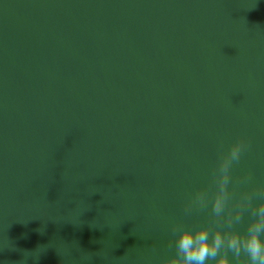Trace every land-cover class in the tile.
I'll return each mask as SVG.
<instances>
[{
  "label": "water",
  "instance_id": "1",
  "mask_svg": "<svg viewBox=\"0 0 264 264\" xmlns=\"http://www.w3.org/2000/svg\"><path fill=\"white\" fill-rule=\"evenodd\" d=\"M238 138L233 204L264 186V0H0V264H160Z\"/></svg>",
  "mask_w": 264,
  "mask_h": 264
},
{
  "label": "clouds",
  "instance_id": "2",
  "mask_svg": "<svg viewBox=\"0 0 264 264\" xmlns=\"http://www.w3.org/2000/svg\"><path fill=\"white\" fill-rule=\"evenodd\" d=\"M249 147L245 139L238 138L226 151L219 152L208 187L190 194L184 206L185 214H191L193 210L206 211L210 205L208 226L173 224L168 246L174 247L175 255L161 259L160 264H264V186L240 193L235 204V187L230 189L233 184L252 182L250 173L235 182L231 175ZM244 210L250 219L240 232L235 225L244 221Z\"/></svg>",
  "mask_w": 264,
  "mask_h": 264
}]
</instances>
